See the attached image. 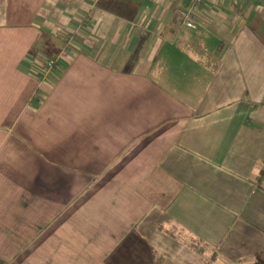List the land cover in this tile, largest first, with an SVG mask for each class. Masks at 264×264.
<instances>
[{
	"label": "crops",
	"instance_id": "0c3cea01",
	"mask_svg": "<svg viewBox=\"0 0 264 264\" xmlns=\"http://www.w3.org/2000/svg\"><path fill=\"white\" fill-rule=\"evenodd\" d=\"M192 4L0 0V264H264V4Z\"/></svg>",
	"mask_w": 264,
	"mask_h": 264
},
{
	"label": "built area",
	"instance_id": "2783aa9c",
	"mask_svg": "<svg viewBox=\"0 0 264 264\" xmlns=\"http://www.w3.org/2000/svg\"><path fill=\"white\" fill-rule=\"evenodd\" d=\"M172 1H179V0H172ZM205 0H193V4L190 9H177L176 13L182 20L183 24H185L189 28L195 29L197 27V23L195 21V15L198 10L204 5ZM245 1V0H244ZM254 2L264 4V0H251ZM73 42L71 37L67 38V44L70 45ZM57 60L53 57L38 59V71L41 78L48 77L52 69L56 66Z\"/></svg>",
	"mask_w": 264,
	"mask_h": 264
},
{
	"label": "trees",
	"instance_id": "16d2710c",
	"mask_svg": "<svg viewBox=\"0 0 264 264\" xmlns=\"http://www.w3.org/2000/svg\"><path fill=\"white\" fill-rule=\"evenodd\" d=\"M263 174H264V171H263ZM158 264H160V263H158Z\"/></svg>",
	"mask_w": 264,
	"mask_h": 264
}]
</instances>
